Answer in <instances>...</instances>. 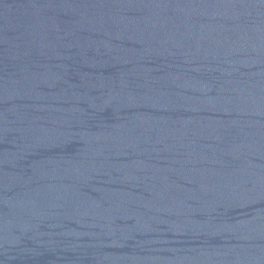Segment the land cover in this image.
Here are the masks:
<instances>
[{
    "label": "water",
    "instance_id": "1",
    "mask_svg": "<svg viewBox=\"0 0 264 264\" xmlns=\"http://www.w3.org/2000/svg\"><path fill=\"white\" fill-rule=\"evenodd\" d=\"M0 264H264V0H0Z\"/></svg>",
    "mask_w": 264,
    "mask_h": 264
}]
</instances>
